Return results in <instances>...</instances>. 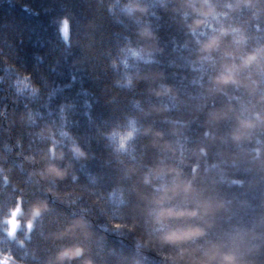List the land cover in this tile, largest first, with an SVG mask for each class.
<instances>
[{"label": "clouds", "instance_id": "9594fccd", "mask_svg": "<svg viewBox=\"0 0 264 264\" xmlns=\"http://www.w3.org/2000/svg\"><path fill=\"white\" fill-rule=\"evenodd\" d=\"M100 3L136 39L128 38L109 61L112 85L142 94L103 132L121 201L113 205L110 193L88 189L94 198L84 202L77 165L95 153L68 128L63 104L59 121L41 124L43 113L32 107L41 86L31 72L6 63L5 72H14L7 84L12 102L23 100L19 122L35 131L28 151L22 138L3 146L22 157L28 176L17 183L13 168L0 164V195L10 201L0 204V264H99L92 244L98 228L132 236L128 264L155 258L160 264H264V201H237L226 191L246 182L253 189L264 185V0ZM157 4L186 37L184 87L152 67L162 51L151 20ZM58 31L71 49L70 15L60 18ZM0 116L7 118V105ZM242 173L250 174L247 181ZM34 233L42 248L32 245ZM12 244L25 251L17 255Z\"/></svg>", "mask_w": 264, "mask_h": 264}, {"label": "trees", "instance_id": "16d2710c", "mask_svg": "<svg viewBox=\"0 0 264 264\" xmlns=\"http://www.w3.org/2000/svg\"><path fill=\"white\" fill-rule=\"evenodd\" d=\"M155 10L158 16L151 20L158 26V47L162 51L157 55L160 63L152 67L163 71L169 83L184 87L190 58L189 49L185 47L186 37L170 12L160 9L158 4ZM65 14L74 20L71 49H66L59 37V20ZM128 38L133 44L136 42L133 28L115 24L106 15L100 0H0V75L5 76V83L0 84V109L7 105V118L0 116V156H8L6 161L0 159V164L13 168L14 181L23 184L28 176V166L21 167L22 157L18 159L3 146L22 138L25 151H28L35 128L19 122L23 100L12 102L13 93L7 84L14 72H5L6 63L15 64L20 71L31 72L41 86V100L32 105L43 113L42 119L37 117L41 124L51 123L54 119L59 121L60 105L63 104L68 128L82 143L90 145L91 153H95L94 158L77 165L78 190L84 192V202L94 198L88 192V189H94L96 195L110 193L113 205H119L122 193L115 187L118 173L108 163L103 132L130 109L134 97L142 96L139 92L122 91L112 85L115 73L109 67V61L119 54ZM113 97L114 102H110ZM38 146L39 141H36L32 150ZM241 176L247 181L250 174L242 173ZM8 190H11L10 185ZM226 191L237 201L247 200L252 204L264 201V185L253 189L246 182L243 187H230ZM9 202L5 195H0V204L6 206ZM252 211L249 209V213ZM92 244L99 264H128L127 257L133 250L130 234L105 233L99 228ZM32 245L43 247V241L35 233ZM12 248L17 255L25 251L15 244ZM30 264H37V261H30ZM145 264H160V261L155 258Z\"/></svg>", "mask_w": 264, "mask_h": 264}]
</instances>
